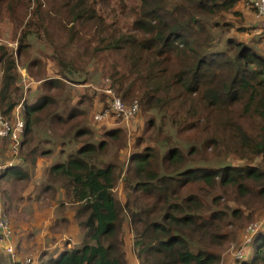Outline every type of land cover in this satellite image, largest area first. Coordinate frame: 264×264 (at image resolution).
Here are the masks:
<instances>
[{"label": "trees", "instance_id": "1", "mask_svg": "<svg viewBox=\"0 0 264 264\" xmlns=\"http://www.w3.org/2000/svg\"><path fill=\"white\" fill-rule=\"evenodd\" d=\"M19 1L9 9L14 14ZM73 1L47 11L38 0L30 20L17 26V53L0 45V113L11 121L22 105L25 120L19 157L8 141L0 148L3 162L14 159L0 174L6 213L29 186L30 169L60 147L65 160L47 169L36 198L68 199L82 242L40 264H128V233L140 264H222L223 247L243 235L245 223L264 216L258 218L264 210V19L254 21L251 8V15L238 10L244 0H86V10H78L83 1L77 0L68 13ZM53 13L80 21L95 54H120L128 65L112 86L125 107L139 105L130 126L142 115L150 128L112 161L105 162L109 141L124 139L126 123L108 118L112 128L97 139L89 110L102 112L105 101L86 99V71L58 56V48L52 50L57 79L44 78L41 58L24 60L27 74L39 79H28L27 93L38 87L25 96L19 61L31 41L50 34L49 26L33 27L36 18L60 22ZM72 31L73 42L80 32ZM112 101L108 96L107 108ZM39 130L50 138L42 140ZM231 156L243 164L228 162ZM249 246L252 260L238 264H264V225Z\"/></svg>", "mask_w": 264, "mask_h": 264}, {"label": "rangeland", "instance_id": "2", "mask_svg": "<svg viewBox=\"0 0 264 264\" xmlns=\"http://www.w3.org/2000/svg\"><path fill=\"white\" fill-rule=\"evenodd\" d=\"M68 0H39L41 9L42 10H49L52 9H58L62 8L64 3ZM83 3L81 4V7L78 10L85 9L86 10V0H82ZM13 2L17 3V0H0V45L8 47L9 51L11 53H17L18 49V43L17 40L19 38L20 30H17V26L21 23H26L30 20V17L32 15V12L36 7L38 6V0H20L19 3H21V6L19 4L15 8V14L12 13L9 9ZM77 3V0H74L71 3V6L67 8L68 13L72 10H75V7ZM28 5V6H27ZM38 6V7H39ZM26 7V9H25ZM251 10V9H250ZM248 15H251V12L248 11ZM255 13V11H254ZM54 19H58L59 21H52L50 18L45 16H40L39 18H36L35 24L33 27L38 28L40 25L44 24L46 26H49L50 28V34L49 36L42 37L41 40H34L31 41V48L28 49V51L23 55L21 60L19 61L18 65V71L20 70L21 74L23 75V84L25 86V96L33 97L35 88L38 87L36 84L34 85L35 88L29 91L27 93L28 89V79L32 82L39 80L38 78L30 77L25 68H24V60H33V59H42V66H47V69L45 71L46 74H44V78L49 79H57L56 73L57 71H60V68L57 65L56 54L53 55L52 50L55 48L59 49V55L61 56L66 62L71 63L75 68L77 69H84L86 71V99L91 98L92 100L95 97H100V99H103L105 101V107L104 109H107V93L106 88L107 85L110 87L112 84L114 85L116 79L118 78V73L120 71H123L124 69H128V65L124 59V57L120 54L113 53L112 56H109L107 58H104L102 55L95 54L96 48H95V42H92L90 45L86 44V39H89L86 36V27L82 28L80 27V21L78 22L76 19L73 20L71 18L68 20L65 16L61 14H50ZM254 16V15H253ZM252 16H249L251 19ZM76 28L80 34L79 38L72 42L73 39V28ZM83 38V41L79 40ZM48 39V40H46ZM54 44L53 46L51 44ZM223 46H221L222 48ZM55 56V57H53ZM30 57V58H28ZM41 65V64H40ZM105 65H107V68H105ZM38 71L37 68L33 70V73H36ZM35 83V82H34ZM113 87V86H112ZM72 89H75L72 87ZM78 89L82 90L83 88L78 87ZM113 89L116 91L115 87ZM116 94L120 97V94L118 91H116ZM24 96V97H25ZM137 101V100H134ZM91 102V101H90ZM19 106V105H17ZM104 109L100 108L98 111H104ZM96 112L93 109L89 110V119H90V127L93 129L95 136H97V139H102L104 137V134L107 130L111 129V122L108 123H98L95 121ZM141 114V113H140ZM23 116V114H22ZM112 118V117H110ZM150 128L149 124V118L146 116H139V120L135 119L131 126L130 124L125 125V137L122 141H109V148L107 151V155L105 158V162L112 161L113 154L116 151H119L123 148V150L129 152V149L131 150V146L134 149V145L137 143V140L139 138H143L146 135L147 130ZM42 130H39L37 135L44 139H49L50 137H46L43 135ZM135 140V142H134ZM134 142V145H133ZM122 150V151H123ZM9 157L8 154H6ZM65 156H60L57 162H63L65 160ZM10 158V157H9ZM4 159V158H3ZM128 161L124 164V168L121 169L123 172V169H125V166ZM228 162H232L236 165H242L243 162H239L236 160L234 156H231L229 158ZM30 171H33V169H30ZM31 173V172H30ZM33 180V182L31 181ZM30 182H28L26 190H29L31 187H35L37 189H40L45 183H46V174L43 175V177H32ZM32 182V183H31ZM123 184L122 180L120 179L118 186L116 188V194L118 195V198L121 199V196H119L120 190H122L121 185ZM33 185V186H32ZM20 200H24L23 198H19ZM45 200H42L40 203H43ZM39 209L42 211L44 210V206L41 204H38ZM43 208V209H42ZM25 209V210H24ZM24 214L23 217L25 219L27 217H30V210L28 207L24 208ZM37 209V210H39ZM262 215H264V210L258 215V218H260ZM263 217V216H262ZM261 217V218H262ZM259 220V219H258ZM20 221V219H19ZM256 221V220H255ZM251 223L247 222L242 227H244L246 224ZM31 225V221H29V224ZM246 228V227H245ZM245 231V229H244ZM13 237V236H12ZM244 237L243 235L238 237L239 239L236 240L235 238L231 239L225 247H223L221 251L222 256V264H238L239 261L235 258V252L236 250L240 249L241 247V239ZM241 240V241H240ZM254 255V250L252 249V246H248L245 249V258L241 262H250L252 260V257ZM51 257V256H49ZM49 257L47 259H49ZM52 257H56V255H52ZM44 259V260H47Z\"/></svg>", "mask_w": 264, "mask_h": 264}, {"label": "crops", "instance_id": "3", "mask_svg": "<svg viewBox=\"0 0 264 264\" xmlns=\"http://www.w3.org/2000/svg\"><path fill=\"white\" fill-rule=\"evenodd\" d=\"M237 9L244 12L245 15H248L249 13L247 12L250 11V8L245 3L239 4ZM256 20L258 21L260 18L255 13L254 21ZM106 121L108 122V120ZM56 148L52 156L38 160L35 169L30 171L31 178L43 177L47 169L57 163L58 159H60L59 151L61 148ZM31 181L33 182V180ZM38 191L40 189L35 187L21 191L19 198L21 197L24 200L18 198L14 202L10 211V218L13 228L11 242L15 247L18 257L23 258L33 255L40 264L42 260L47 259L49 256H51L49 259L54 258L52 257L54 254L57 257L66 248L79 246L82 242V235L73 224V213L69 209L68 199L60 195L54 200L45 197L37 199L36 195ZM121 193L122 190H120L119 196H121ZM0 197L2 199L1 189ZM4 199L6 200L5 197ZM42 200L45 201L40 203ZM38 204L43 205L44 210L41 211ZM62 204H65L66 210L62 208ZM26 207L30 210V217L25 219L23 214ZM29 221H31V225H28ZM126 253L128 264H140L133 248V235L131 233H128L126 236ZM0 264H13L11 256L5 252L1 244Z\"/></svg>", "mask_w": 264, "mask_h": 264}, {"label": "built area", "instance_id": "4", "mask_svg": "<svg viewBox=\"0 0 264 264\" xmlns=\"http://www.w3.org/2000/svg\"><path fill=\"white\" fill-rule=\"evenodd\" d=\"M244 3L253 9L259 18L264 19V0H244ZM105 90L113 101L110 108L96 114L95 120L97 122H104L110 117H115V119H121V122L129 124L130 119L139 111L138 103L134 102L130 107H125V104L113 88L107 87ZM21 109L22 105L16 107L13 120L11 121L0 113V148L3 142L8 141L10 143V151L16 158L19 157L20 145L25 133V120L21 115ZM13 164L14 159L3 162L0 158V174ZM263 225L264 216L247 225L244 231L243 243L240 249L235 252V258L237 260H242L245 257V249L251 245L258 230ZM12 236L11 219L6 213L0 197V244L4 247L5 252L11 256L13 264H39L33 255H28L23 258L18 257L15 247L11 242Z\"/></svg>", "mask_w": 264, "mask_h": 264}]
</instances>
